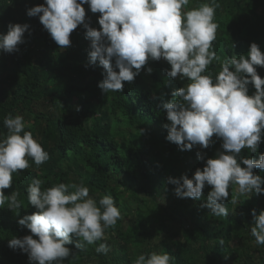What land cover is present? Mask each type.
Instances as JSON below:
<instances>
[{"label": "trees", "instance_id": "1", "mask_svg": "<svg viewBox=\"0 0 264 264\" xmlns=\"http://www.w3.org/2000/svg\"><path fill=\"white\" fill-rule=\"evenodd\" d=\"M209 2L190 0L184 10ZM43 3L0 0V33L6 34L10 23H27L31 33H25L19 52H0V140L9 134L5 117L22 116L24 131H30L50 157L41 165L26 157L29 167L14 173L12 187L4 190L6 197L16 194L19 207L10 199L0 207V264H29L27 254L12 250L8 240L31 234L17 220L37 211L27 195L34 179L44 181L42 190L59 183L83 184L98 206L110 195L121 213L102 240L89 245L73 236L72 244L66 245L72 253L62 264H135L141 254L165 252L174 258L170 264H264V245H257L251 235V210L257 215L264 210V195L248 199L230 184L224 201L229 214L217 216L202 207L212 186L206 184L200 200H193L177 198L175 186L167 183L169 176L191 178L222 150V139L215 136L208 149L196 146L191 151H180L166 139L163 124L169 122L161 104L179 100L172 91L191 81L167 77L164 70L170 65L165 60H149L145 67L152 68L151 74L142 69L133 82H123L122 92L102 93L97 84L104 70L88 64L90 41L82 26L70 35L71 46L63 49L39 17L27 16V8ZM216 4L214 22L219 27L213 46L218 59L203 73L214 82L222 63L246 55L252 42L264 53V0H216ZM84 7L91 26L99 30L100 13ZM256 68L264 79V67ZM248 87L252 95L254 86ZM198 151L205 160H198ZM261 153L264 142L257 153L246 148L240 157L255 161ZM253 172L264 177V170ZM101 243L110 246L106 254L96 252Z\"/></svg>", "mask_w": 264, "mask_h": 264}, {"label": "clouds", "instance_id": "2", "mask_svg": "<svg viewBox=\"0 0 264 264\" xmlns=\"http://www.w3.org/2000/svg\"><path fill=\"white\" fill-rule=\"evenodd\" d=\"M190 0H44L27 8L28 17H39L43 28L60 48L68 49L70 35L78 26L85 30L90 41L88 64L103 68V79L97 87L102 93L122 92L124 83L133 82L149 60H165L170 69L167 77L191 81L186 87L174 89L172 97L179 100L163 101L169 123L166 139L175 143L180 151H191L200 146L208 149L222 139L221 151L208 158L203 169L197 168L191 178L187 174L167 178L175 186L177 198L200 200L206 184L212 186L207 201L202 205L217 216H228L224 201L229 198V186L237 185L241 195H264V177L253 169L264 170V153L258 160L240 157L243 149L257 153L264 130V79L256 66L264 67V53L252 42L246 55L228 58L215 77L205 75L209 65L217 60L213 42L219 25L214 22L216 0L185 11ZM84 5L97 17L99 30L91 26ZM30 25H8L6 34L0 33V52H19L25 43ZM118 70V71H117ZM255 92L249 95V85ZM162 99V97H161ZM80 110L79 106L76 108ZM8 135L0 140V207L6 199L19 207L14 193L6 197L4 190L13 185V174L29 167L26 157L36 165L49 160V153L24 131L22 116L5 117ZM23 133V135H21ZM198 160L205 155L197 152ZM244 165L245 167H242ZM44 181L34 179L27 189L29 204L37 209L24 215L17 223L30 230L29 235L8 240L12 250L27 254L29 264H62L72 249L66 245L73 236L91 245L105 238V230L114 227L121 217L113 197L105 195L97 202L89 197V188L83 184L59 183L42 190ZM72 189V191H70ZM254 227L251 235L257 245H264V210L259 215L251 210ZM36 237V238H34ZM223 244V241H221ZM80 247L79 243L75 245ZM110 251L101 243L97 253ZM174 259L168 252L141 254L135 264H170Z\"/></svg>", "mask_w": 264, "mask_h": 264}]
</instances>
